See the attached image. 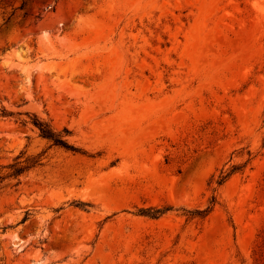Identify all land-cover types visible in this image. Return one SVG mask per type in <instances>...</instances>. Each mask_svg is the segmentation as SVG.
Listing matches in <instances>:
<instances>
[{
    "label": "rangeland",
    "instance_id": "374dc122",
    "mask_svg": "<svg viewBox=\"0 0 264 264\" xmlns=\"http://www.w3.org/2000/svg\"><path fill=\"white\" fill-rule=\"evenodd\" d=\"M0 264H264V0H0Z\"/></svg>",
    "mask_w": 264,
    "mask_h": 264
},
{
    "label": "trees",
    "instance_id": "16d2710c",
    "mask_svg": "<svg viewBox=\"0 0 264 264\" xmlns=\"http://www.w3.org/2000/svg\"><path fill=\"white\" fill-rule=\"evenodd\" d=\"M36 125L39 126L42 135L44 137L50 139L55 145L60 146V147H63L66 150L73 151V152L80 151V149L78 147H76L75 145L69 143L68 140L67 139H64L62 136H60V134L53 133L52 131H50L49 129H47L41 123H38L37 122ZM63 132H64L65 135H69L70 134V131L67 128H65L63 130ZM236 169L237 168H234L229 173L224 174V175H221L220 178L217 181V184L219 186H222L228 180V178L232 175V173ZM22 171H23L22 168H16L13 174L14 175H18ZM215 203H216V199H215V197H213L212 200L210 201V205L206 209H196V210H190V211H188L189 218H194V217L204 218V217H206L213 210V207H214ZM165 210H167V209L148 208V209H140L139 212L142 215L148 216L150 218H159L160 216H162L165 213Z\"/></svg>",
    "mask_w": 264,
    "mask_h": 264
}]
</instances>
